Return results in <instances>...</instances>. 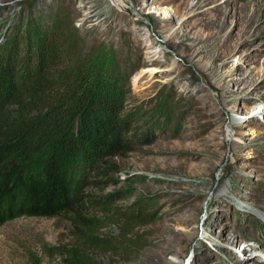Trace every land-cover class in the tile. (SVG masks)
<instances>
[{
	"label": "rangeland",
	"instance_id": "1",
	"mask_svg": "<svg viewBox=\"0 0 264 264\" xmlns=\"http://www.w3.org/2000/svg\"><path fill=\"white\" fill-rule=\"evenodd\" d=\"M53 13L79 49L112 52L126 111L149 135L107 157L116 180L86 186L129 195L98 210L106 235L117 208L149 213L130 233L140 246L100 260L264 264V0H0V41ZM76 246L63 218L0 226V264H71Z\"/></svg>",
	"mask_w": 264,
	"mask_h": 264
},
{
	"label": "trees",
	"instance_id": "2",
	"mask_svg": "<svg viewBox=\"0 0 264 264\" xmlns=\"http://www.w3.org/2000/svg\"><path fill=\"white\" fill-rule=\"evenodd\" d=\"M71 28L53 13L0 41V226L22 216L63 218L76 238L71 264H109L99 254L140 246L130 233L149 213L117 208L119 232L106 235L98 210L129 195L86 186L116 180L119 166L107 157L149 135L126 111L127 76L114 69L112 52L79 49Z\"/></svg>",
	"mask_w": 264,
	"mask_h": 264
}]
</instances>
